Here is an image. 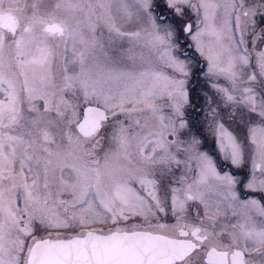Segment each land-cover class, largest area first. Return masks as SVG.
<instances>
[{
    "label": "snow or ice",
    "instance_id": "6c2138e0",
    "mask_svg": "<svg viewBox=\"0 0 264 264\" xmlns=\"http://www.w3.org/2000/svg\"><path fill=\"white\" fill-rule=\"evenodd\" d=\"M0 264H264V0H0Z\"/></svg>",
    "mask_w": 264,
    "mask_h": 264
},
{
    "label": "rangeland",
    "instance_id": "374dc122",
    "mask_svg": "<svg viewBox=\"0 0 264 264\" xmlns=\"http://www.w3.org/2000/svg\"><path fill=\"white\" fill-rule=\"evenodd\" d=\"M46 2H48V3H54L55 0H46ZM200 119H203V117H200ZM202 130H203V129H202Z\"/></svg>",
    "mask_w": 264,
    "mask_h": 264
}]
</instances>
